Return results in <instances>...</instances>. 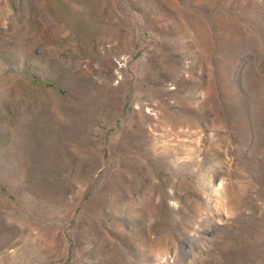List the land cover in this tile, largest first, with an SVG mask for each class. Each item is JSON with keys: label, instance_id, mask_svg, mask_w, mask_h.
Returning a JSON list of instances; mask_svg holds the SVG:
<instances>
[{"label": "rangeland", "instance_id": "obj_1", "mask_svg": "<svg viewBox=\"0 0 264 264\" xmlns=\"http://www.w3.org/2000/svg\"><path fill=\"white\" fill-rule=\"evenodd\" d=\"M0 264H264V0H0Z\"/></svg>", "mask_w": 264, "mask_h": 264}]
</instances>
